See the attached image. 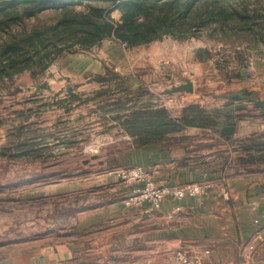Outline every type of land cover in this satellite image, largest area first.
Instances as JSON below:
<instances>
[{
    "label": "rangeland",
    "instance_id": "374dc122",
    "mask_svg": "<svg viewBox=\"0 0 264 264\" xmlns=\"http://www.w3.org/2000/svg\"><path fill=\"white\" fill-rule=\"evenodd\" d=\"M234 7L218 30L219 24L202 25L182 39L166 35L130 50L116 39L88 49L76 45L56 60L0 78V264L65 245L66 251L81 248L60 264H127L114 242L95 244V234L111 221L90 225L98 208L121 196L127 206L159 209L148 201L150 183L206 181L213 184L207 194L192 197L217 190L227 200L230 178L264 183V108L235 96L234 104L246 108L227 109L237 91L255 90L264 100V0H238ZM58 17L51 11L26 16L0 27V39ZM106 17L116 20L120 11ZM160 108L181 127L162 133L148 114L134 116ZM228 115V125L244 118L248 133H219ZM251 135L255 142H241ZM193 146L222 149L217 170L201 180L161 183L145 162L155 149Z\"/></svg>",
    "mask_w": 264,
    "mask_h": 264
},
{
    "label": "crops",
    "instance_id": "0c3cea01",
    "mask_svg": "<svg viewBox=\"0 0 264 264\" xmlns=\"http://www.w3.org/2000/svg\"><path fill=\"white\" fill-rule=\"evenodd\" d=\"M198 102L191 100L188 104ZM226 121L227 118L219 133L228 125ZM237 132L240 136L248 133L244 118L235 124L233 133ZM192 148L170 153L155 149L145 162L153 167L155 179L161 183L183 184L201 180L205 173L212 175L218 168L215 161L222 149ZM229 183V200L215 190L207 197L167 198L151 212L146 211V206L125 205L120 196L90 216V225L96 227L111 219L104 226V233L95 234V244L103 247L114 242L121 254L126 253L127 264H182L175 258L178 251L190 256L192 264H238L242 251L253 245V256L245 264H264V183L247 186L241 175L230 178ZM80 248L71 252L66 251L67 245L52 247L47 254L16 264H60Z\"/></svg>",
    "mask_w": 264,
    "mask_h": 264
},
{
    "label": "trees",
    "instance_id": "16d2710c",
    "mask_svg": "<svg viewBox=\"0 0 264 264\" xmlns=\"http://www.w3.org/2000/svg\"><path fill=\"white\" fill-rule=\"evenodd\" d=\"M98 1L106 2L107 7ZM236 2L238 0H0L1 28L40 12L51 11L59 16L51 23L33 26L28 32L0 39V78L31 69L44 59L56 60L76 45L88 49L105 39H116L130 50L166 35L182 39L183 33L188 34L192 28L202 25L219 24L214 27L218 30V27L224 28L226 19L237 11ZM82 3L85 5L77 10ZM116 10L120 11V17L107 19L106 13L111 15ZM153 111V116L145 110L137 111L134 116L148 114V120H156V128L162 133L181 127L166 108ZM254 138L251 135L241 142L253 143ZM244 147L251 157L249 145Z\"/></svg>",
    "mask_w": 264,
    "mask_h": 264
},
{
    "label": "built area",
    "instance_id": "2783aa9c",
    "mask_svg": "<svg viewBox=\"0 0 264 264\" xmlns=\"http://www.w3.org/2000/svg\"><path fill=\"white\" fill-rule=\"evenodd\" d=\"M213 186L210 182H192L188 183L183 186H165V185H154V183L149 184V188L152 192L150 196H148V201L153 203L154 208H159L161 206V203L166 198H172V199H182L185 197H192V196H198V195H204L207 194V192L210 190V188ZM147 200V196L145 198H138L135 199L137 202H141L144 200ZM254 246L248 245L243 251L241 255V261H239L238 264H245V261L248 259H251L253 256ZM206 254L209 253V251H205ZM176 260L180 261L182 264H192V261L190 259V256H188L183 251H178L176 253ZM243 259V260H242Z\"/></svg>",
    "mask_w": 264,
    "mask_h": 264
},
{
    "label": "water",
    "instance_id": "95a60500",
    "mask_svg": "<svg viewBox=\"0 0 264 264\" xmlns=\"http://www.w3.org/2000/svg\"><path fill=\"white\" fill-rule=\"evenodd\" d=\"M235 96H239L241 99L243 100H251V101H254L257 105H260L264 108V100H261L257 91H253L251 94H246V91H240V92H236V93H232L231 95L228 96L229 98V101L227 103V105L229 106L227 109L228 111H231V110H234V109H244L246 108V106L244 104H234V100H233V97ZM264 112V110H263ZM230 121V116L228 115L227 116V122ZM235 130V125H226L222 128L221 132L224 134V135H227V134H231L233 133ZM84 264V263H83Z\"/></svg>",
    "mask_w": 264,
    "mask_h": 264
},
{
    "label": "flooded vegetation",
    "instance_id": "af4514ba",
    "mask_svg": "<svg viewBox=\"0 0 264 264\" xmlns=\"http://www.w3.org/2000/svg\"><path fill=\"white\" fill-rule=\"evenodd\" d=\"M247 94V93H246ZM251 94V93H250ZM234 103V102H233Z\"/></svg>",
    "mask_w": 264,
    "mask_h": 264
}]
</instances>
